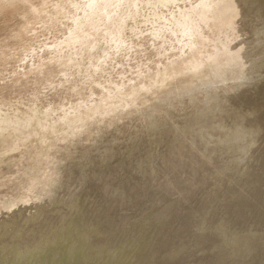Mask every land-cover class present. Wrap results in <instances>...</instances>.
I'll return each mask as SVG.
<instances>
[{
    "label": "rangeland",
    "instance_id": "1",
    "mask_svg": "<svg viewBox=\"0 0 264 264\" xmlns=\"http://www.w3.org/2000/svg\"><path fill=\"white\" fill-rule=\"evenodd\" d=\"M0 264H264V0H0Z\"/></svg>",
    "mask_w": 264,
    "mask_h": 264
}]
</instances>
